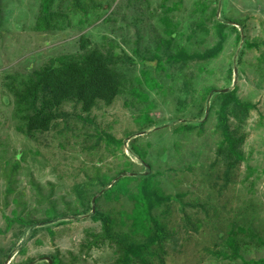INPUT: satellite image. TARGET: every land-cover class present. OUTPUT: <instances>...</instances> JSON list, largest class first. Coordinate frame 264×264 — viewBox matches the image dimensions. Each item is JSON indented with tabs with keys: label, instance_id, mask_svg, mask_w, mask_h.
Listing matches in <instances>:
<instances>
[{
	"label": "rangeland",
	"instance_id": "obj_1",
	"mask_svg": "<svg viewBox=\"0 0 264 264\" xmlns=\"http://www.w3.org/2000/svg\"><path fill=\"white\" fill-rule=\"evenodd\" d=\"M40 9L0 0V264H122L93 213L142 240L145 176L173 197L153 210L168 236L150 264H264V0H55L45 31ZM219 23L217 57L168 60L214 47ZM83 38L112 59L120 93L89 113L65 102L50 130L28 134L15 91L59 57L78 58ZM224 89L252 105L228 110L240 159L227 157L219 127ZM16 215L40 224L7 227Z\"/></svg>",
	"mask_w": 264,
	"mask_h": 264
},
{
	"label": "trees",
	"instance_id": "obj_2",
	"mask_svg": "<svg viewBox=\"0 0 264 264\" xmlns=\"http://www.w3.org/2000/svg\"><path fill=\"white\" fill-rule=\"evenodd\" d=\"M55 0H41V15L36 23L39 31H45L53 27L52 21L58 16V12L52 10ZM226 24L219 23L217 32L220 36L219 42L203 53L189 54L186 51L169 55L170 62H187L193 59L209 60L217 57L223 49L226 34ZM88 39L83 38L81 48L85 51L78 58L62 56L57 61L34 71L33 77L23 84L21 89L15 91V97L19 109L25 111L24 115L26 132L32 134L39 131H48L53 122L61 114V106L68 101L81 103L82 110L86 113L102 101L111 104L121 91V81L117 72L112 68V59L98 49H88ZM162 66V62H159ZM222 102L218 112L219 127L222 130L224 142L227 144V157L240 159L241 153L238 146L243 137H235L228 124V110L231 104L249 108L251 104H243L236 97L235 91L222 92ZM188 126V129H191ZM109 139L112 137L108 136ZM232 160V159H231ZM235 163L229 162V166ZM140 197L143 208L149 218L151 227L142 228L143 239L137 240L127 233H118L114 230L112 217L98 209L93 213V219L102 225L104 238L117 241L123 249L122 264H132L138 261L141 264H150L148 255H152V245H160L168 236L159 218L153 214L158 205L170 201L171 195H162L154 187L151 176H145L140 182ZM93 210V209H91ZM57 216V214H55ZM54 217L50 216L41 223H48ZM7 227L14 223L23 226L40 224L32 219H24L18 215L6 217ZM0 232L2 230L0 229ZM228 244L233 248V254H237L235 239L229 237ZM264 261V260H263ZM262 261V262H263ZM53 258V264H57ZM244 262L243 264H249Z\"/></svg>",
	"mask_w": 264,
	"mask_h": 264
},
{
	"label": "water",
	"instance_id": "obj_3",
	"mask_svg": "<svg viewBox=\"0 0 264 264\" xmlns=\"http://www.w3.org/2000/svg\"><path fill=\"white\" fill-rule=\"evenodd\" d=\"M222 91L226 92V89H224V90H222Z\"/></svg>",
	"mask_w": 264,
	"mask_h": 264
}]
</instances>
